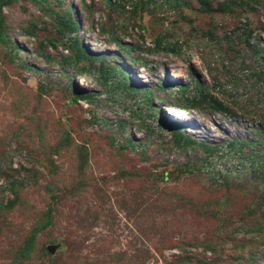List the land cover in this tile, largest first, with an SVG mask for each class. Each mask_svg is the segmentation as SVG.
Instances as JSON below:
<instances>
[{"label":"rangeland","instance_id":"1","mask_svg":"<svg viewBox=\"0 0 264 264\" xmlns=\"http://www.w3.org/2000/svg\"><path fill=\"white\" fill-rule=\"evenodd\" d=\"M232 1L0 0V264H264L228 150L264 169V0Z\"/></svg>","mask_w":264,"mask_h":264},{"label":"trees","instance_id":"2","mask_svg":"<svg viewBox=\"0 0 264 264\" xmlns=\"http://www.w3.org/2000/svg\"><path fill=\"white\" fill-rule=\"evenodd\" d=\"M232 3L237 7V10H238L239 16H240L241 12H243V10L246 9L245 8L246 6H249L250 2H249V0H233ZM220 4H223V3H220ZM246 42H247V40H246ZM88 97H89V94H80V98H88ZM174 141L178 145H182V146L195 143V140H193L191 137L183 136V135H179V134L174 136ZM260 141L261 140H257L256 142L258 144L263 145V142L262 141L260 142ZM238 143L239 142L236 140H231L228 144V150L236 152L238 154V157H243L245 159H251L252 156H255L254 159L250 162L249 170H256L258 172V176H256L254 180H256V181L261 180L264 176V169H262L263 158L262 159L258 158V155H260V152L257 151L255 153L248 154V156L247 155L244 156L241 154L242 153L241 147L237 146ZM202 145L206 146L205 150L207 153H209V154L212 153L213 149L211 148V145L206 144L205 142H202ZM241 146H242V144H241Z\"/></svg>","mask_w":264,"mask_h":264},{"label":"bare ground","instance_id":"3","mask_svg":"<svg viewBox=\"0 0 264 264\" xmlns=\"http://www.w3.org/2000/svg\"><path fill=\"white\" fill-rule=\"evenodd\" d=\"M176 76H179V74H178V75H176Z\"/></svg>","mask_w":264,"mask_h":264}]
</instances>
